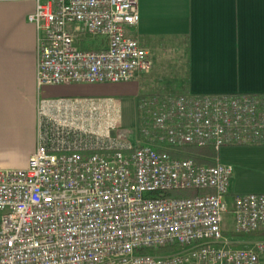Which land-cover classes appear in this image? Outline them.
Returning a JSON list of instances; mask_svg holds the SVG:
<instances>
[{
    "label": "built area",
    "instance_id": "obj_1",
    "mask_svg": "<svg viewBox=\"0 0 264 264\" xmlns=\"http://www.w3.org/2000/svg\"><path fill=\"white\" fill-rule=\"evenodd\" d=\"M39 136L26 169H0V264H261L264 192L233 195L234 168L186 146H264V94L144 95L124 129L116 97H47L44 88L121 83L153 67L128 34L139 0H37ZM99 37L100 48L85 47ZM204 158V156H199ZM208 190L193 197L172 191ZM175 246L166 253L141 252Z\"/></svg>",
    "mask_w": 264,
    "mask_h": 264
},
{
    "label": "crops",
    "instance_id": "obj_2",
    "mask_svg": "<svg viewBox=\"0 0 264 264\" xmlns=\"http://www.w3.org/2000/svg\"><path fill=\"white\" fill-rule=\"evenodd\" d=\"M36 7L37 0H0L1 169L28 168L38 146V29L28 19ZM139 8L140 22L128 34L149 51L153 70L177 64L180 94H264V0H139ZM105 43L99 37L85 47ZM149 75L123 84L61 85L56 92L116 97L124 118L133 102L135 120L124 123L133 129L145 114L142 96L154 94L144 83ZM217 158L234 168L232 195L264 192V146L224 147Z\"/></svg>",
    "mask_w": 264,
    "mask_h": 264
},
{
    "label": "rangeland",
    "instance_id": "obj_3",
    "mask_svg": "<svg viewBox=\"0 0 264 264\" xmlns=\"http://www.w3.org/2000/svg\"><path fill=\"white\" fill-rule=\"evenodd\" d=\"M152 61V60H151ZM153 64V62H152ZM166 65V66H165ZM162 67H157L153 70V68L150 70V75L149 78L145 80V85L150 87V89L154 90V94H159L162 96H172V95H179L182 91H180V81L177 77V64L176 63H169L165 64ZM136 82V81H135ZM138 82V81H137ZM136 82V83H137ZM115 84H123L121 83H115ZM61 87V85H54V86H48L45 87L44 90L47 91L46 94L49 97H58V96H63L59 95L56 91L57 88ZM152 93V92H151ZM121 104L122 100L119 99ZM123 106V105H122ZM133 102H129L128 104V112L127 116L125 115L124 122H123V128H125V124H130L134 122V113L132 110ZM124 110V108H123ZM132 129V128H130ZM135 130V128H133ZM209 158V159H208ZM205 157L202 158L204 160H207L208 162L206 163H216L220 161L217 157ZM1 169V168H0ZM2 169H16V168H2ZM233 206V196H230L229 198V203H228V209H232ZM224 229L227 232V234L230 236L232 240L235 241L234 245L238 247H249L255 241L259 239L264 238V232H259L256 234H251V235H245V234H238V233H229V232H235V216L232 213H225L224 215ZM264 259V255L261 257ZM261 259V261H262Z\"/></svg>",
    "mask_w": 264,
    "mask_h": 264
},
{
    "label": "trees",
    "instance_id": "obj_4",
    "mask_svg": "<svg viewBox=\"0 0 264 264\" xmlns=\"http://www.w3.org/2000/svg\"><path fill=\"white\" fill-rule=\"evenodd\" d=\"M188 81L185 80L184 84H183V91L187 93L188 91ZM146 114V112H145ZM143 113V115H145ZM143 119V118H142ZM185 150H187L190 153H193L196 157V160H198L199 162H208L207 160H204L202 158H200L199 156H205V157H218L219 156V151H217L215 148L213 147H197V146H186ZM209 159V158H208ZM209 192L208 190H180V191H172L170 193L171 196H175V197H193L196 196L198 194H202V193H207ZM230 196H233L230 193ZM231 234L236 233V232H229ZM259 233V232H255L254 234ZM175 246H170V247H165V248H161V249H142L141 252H155V253H166V252H170V251H174L175 250Z\"/></svg>",
    "mask_w": 264,
    "mask_h": 264
}]
</instances>
